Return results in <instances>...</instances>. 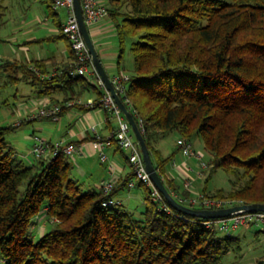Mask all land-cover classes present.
<instances>
[{"label": "trees", "instance_id": "16d2710c", "mask_svg": "<svg viewBox=\"0 0 264 264\" xmlns=\"http://www.w3.org/2000/svg\"><path fill=\"white\" fill-rule=\"evenodd\" d=\"M6 9L0 0V22ZM109 16L119 64L127 44L134 59L121 97L143 120L153 162L173 195L185 203L195 191L170 175L174 153L165 156L157 145L176 131L203 140L207 181L220 168L229 176V189L205 187V196L264 203V0H110ZM57 23L55 38L69 41V61L51 72L46 59L1 58L0 82L7 76L6 83L32 84L39 97L62 104L60 118L72 107L90 109L77 102L88 91L96 92L93 106H101L104 89L70 73L74 51L64 22ZM10 129L0 127V264H224L232 250H242V237L209 227L210 218L160 209L141 181V216L123 202L106 204L135 177L117 139L111 147L125 154L131 171L106 192L103 182L89 185L73 175L75 162L64 151L47 159L20 156L6 137ZM47 222L52 228L35 239V229ZM251 264H264V255Z\"/></svg>", "mask_w": 264, "mask_h": 264}, {"label": "rangeland", "instance_id": "374dc122", "mask_svg": "<svg viewBox=\"0 0 264 264\" xmlns=\"http://www.w3.org/2000/svg\"><path fill=\"white\" fill-rule=\"evenodd\" d=\"M49 3L50 0H5L7 6L6 15L3 21L0 22V58L15 59L21 56L26 59L27 52L25 54V51L20 47L21 45L29 47L28 55L30 58H37L39 54L42 56H46L47 54L61 55V50L67 46V40L65 37L55 38L58 31H53L52 29L58 28L57 20L62 22L67 20L68 12L65 7H59L57 9L59 16L56 17L53 15ZM113 41L114 44L120 45L118 37L114 38ZM121 64L122 67L125 66L126 70H131L133 68L134 59L130 44L126 45ZM7 78V76H5V78L3 77L0 82L2 85L0 88V127L13 126V129H10L6 133V137L11 145L18 151L20 156L27 158V155H30L32 147L36 142L35 135L48 140L50 138L54 140L61 138L68 139L70 138L68 133L70 122L73 126L76 125L79 127L77 123L78 120L74 117L75 112H71L72 115L70 112L64 113L61 115L60 121L53 118L31 119V117L38 112L36 111L38 107L37 100H39L40 97L37 88L26 81L6 83ZM91 93L92 92L85 94L83 98L87 100V96ZM19 121H24V123L18 127H14ZM178 137V132L173 131L166 136L160 137L157 145L162 149L165 156H170L174 153L175 159L173 158L170 162L169 169H172V162H174V160L175 162L187 160L190 165L195 167V170L193 169L191 173L195 177L192 187L195 191L199 190V192L193 194V196L202 193L200 190L205 187L209 191H215L218 188L229 189L231 185L230 179L225 170L221 168L218 169L213 174L212 178L207 181L206 177L208 173L205 169L203 171L199 168L197 164L198 160L195 157H186L178 150ZM193 144L197 151L203 153V158L207 162L209 160V154L205 149L203 140L200 137H196L193 139ZM126 152L128 153L129 151L126 150ZM76 163L73 168V175H76L84 181L99 180L97 176H94L95 178L87 176L86 179L79 176L78 170L81 171L79 167L81 161ZM133 178H135L137 182L140 181L137 176ZM136 189H138V192L140 195L142 194L144 198L146 194L145 187L138 186ZM123 193L127 195L128 189L124 188ZM115 198L121 200L123 195L118 196L117 194ZM122 202L127 205L130 210L135 212L137 216L142 215L144 209L143 199L140 200L139 197L134 195L133 197L126 196L123 198ZM52 226L53 223L51 222L45 224L48 230L51 229ZM34 233L35 239H39L41 232L35 229ZM223 233L240 235L243 241L242 250H232L223 260L224 264H251L264 255V230L262 228L241 226L230 232L223 231Z\"/></svg>", "mask_w": 264, "mask_h": 264}, {"label": "built area", "instance_id": "2783aa9c", "mask_svg": "<svg viewBox=\"0 0 264 264\" xmlns=\"http://www.w3.org/2000/svg\"><path fill=\"white\" fill-rule=\"evenodd\" d=\"M84 17L89 28L94 24L105 19L109 15V5L107 0H81ZM54 9L59 7H65L68 15L67 20L63 24V31L69 38L72 49L74 51V58L70 62V73L73 76L87 75L95 83L104 89V94L101 98L102 107L106 110L108 117L107 120L114 119L117 123L112 133L103 137L96 126H93L95 132V138L92 140V144L103 162L108 163V168L111 176L103 181V188L106 192H111L117 183V163L110 159V156L106 152V148L111 147L114 144V140L117 139L118 143L127 153L135 176L143 182L146 186L152 188V197L155 201L159 202L160 209L166 211H172V206L164 201L162 192L155 186L151 173L148 171L141 145L133 131L132 125L129 119L126 117L119 104L117 103L112 92L106 87L104 80L102 79L97 67L95 66L93 55L88 47V44L83 35L80 21L75 8V0H54ZM113 84L117 92L126 94L127 83L131 79V74L127 71H120L116 73L112 78ZM78 103H84L88 106H93V102L86 103L84 100L79 99ZM75 101L68 102L69 105L77 103ZM127 105L131 109L132 104ZM38 112H36L32 118H53L58 119L60 113L63 111L61 103L52 102L50 98H45L42 102L38 103ZM20 122V121H19ZM141 130L143 126V120L139 121ZM143 131V130H142ZM177 145L180 151L186 157H195L198 159V165L200 169H204L208 166L207 162L203 158V153L196 150L192 141L182 137H178ZM84 149L83 143H75L68 141L67 139H60L57 141H49L48 139L36 137V142L32 147L30 155L35 157L50 158L55 157L58 153L64 151L66 154L76 159L80 152ZM188 168V167H187ZM201 170V173H202ZM187 172V171H186ZM180 179L183 180L184 185L188 188L192 187L193 178L187 172H181ZM136 182L131 181L130 186H135ZM180 201V200H179ZM186 205H190L201 209H218L224 207H232L236 205L244 204L241 201L235 199H222L205 196L203 193L197 196H190L185 198ZM106 204L122 203L121 200L110 198ZM55 220V219H54ZM206 224L213 229L220 231L234 230L241 226H255L264 230V211L262 210H247L245 208L238 209L232 212L230 215L221 218H210L206 221Z\"/></svg>", "mask_w": 264, "mask_h": 264}, {"label": "crops", "instance_id": "0c3cea01", "mask_svg": "<svg viewBox=\"0 0 264 264\" xmlns=\"http://www.w3.org/2000/svg\"><path fill=\"white\" fill-rule=\"evenodd\" d=\"M107 4L110 6L109 0H107ZM52 30L57 31V29H52ZM90 31L94 43L97 47L98 53L100 55V58L102 60V63L107 69L110 77L112 78L116 73L120 71H127L128 73H130V70H126L125 66L122 67V65L119 64V55H120L119 46L117 44H114L113 41L114 38L118 37V32L113 18L111 16L106 17L100 22L94 24L90 28ZM68 46H69V41L67 40V46L63 50H61V55L59 56L48 55V54L46 56H42L41 54H39V57L37 58H30V56L28 55L29 47L26 45H21L20 47L22 48L23 51H25V54L27 52L26 55L27 58L24 59L21 56H18L15 59H19L23 61L26 60L30 61V59L31 60L46 59L48 69L51 72H56V70H58V67L62 66L70 59ZM90 92L92 93L87 96V100L82 98V100H85L86 103L94 102V100L96 99V92L88 91L87 93ZM45 98H50V97H42V98L40 97V99L37 100V104L42 102ZM60 98H63L62 95H60ZM68 112H70V114L71 112H75L74 117L76 118V120H78L77 123L79 124V127H77L76 125L73 126L70 122V126H69L70 129L68 132L70 138L68 139L61 138V139H67L68 141H74V142L76 141L77 143L84 144L83 151L79 153V156H77L76 160L73 159L75 163L81 161V163H79V167L81 171L78 170L79 172L78 174L79 176L84 177L85 179L87 176H90L92 178H95L94 176H97L99 180L97 181L86 180V183L89 185L101 184L103 181L107 180L111 176V173L109 171L107 163L101 160L98 151H96V149L92 144L93 136L95 135V132L93 131V126H96L100 134L104 136H109L112 133L113 129H115L114 125L116 126L117 123L113 122L112 124H109L107 120L108 114L106 110L102 107V105L97 107L91 106L90 109H80L79 107H72L66 110L64 113H68ZM56 120L60 121L61 117ZM50 139L53 141L60 140V139L54 140L53 138ZM106 152L110 156V159L114 160L117 163L118 167H117L116 175L118 179L124 177L131 171L130 169L131 167L127 165V162L125 160L126 156L124 153H122L120 150H116L114 147L106 148ZM31 156L32 155H27V157L29 158ZM193 169L195 170V167L190 165V163L187 160H182L181 162H175L174 160V162H172V169H170L169 173L172 177H175L179 179L181 182H183V180L180 179L181 172H185V173L188 172L193 178V181H195V177L191 174ZM134 181L136 182V184L135 186L127 188L128 189L127 195H125L126 193H123L124 191L123 188L118 193V196L123 195L124 198L126 196L133 197L134 195L139 197L140 200H142L143 199L142 194L140 195L138 189H136L138 188V185L135 178ZM197 192H199V190L194 191L193 194H196ZM123 198L121 199V201L123 200ZM38 229L41 233H43L45 230V226L41 223Z\"/></svg>", "mask_w": 264, "mask_h": 264}, {"label": "water", "instance_id": "95a60500", "mask_svg": "<svg viewBox=\"0 0 264 264\" xmlns=\"http://www.w3.org/2000/svg\"><path fill=\"white\" fill-rule=\"evenodd\" d=\"M75 8L76 12L80 21L81 29L83 32V35L85 37V40L88 44V47L93 55L95 66L97 67L102 79L105 82L106 87L112 92L114 95L117 103L119 104L120 108L126 115V117L129 119L133 131L141 145L144 159L148 168V171L151 173V177L153 179V182L155 186L162 192V194L166 197V199L169 201L172 207L175 209L189 214L193 216L203 217V218H221L230 215L232 212L245 208L247 210H262L264 211V203H244L242 205H236L232 207H224V208H218V209H201L196 208L190 205H186L179 201L173 193L169 190L168 186L166 185L162 175L159 173L158 169L156 168L151 151L149 148V145L146 141V138L144 136L143 131L141 130L140 124L138 123L137 119L135 118L133 112L129 109V107L126 105L124 100L122 99L121 95L117 92L113 81L105 68V66L102 63V60L100 58V55L98 53V50L95 46L94 40L92 38V34L90 31L89 26L86 23L85 17H84V11L82 7L81 0H75Z\"/></svg>", "mask_w": 264, "mask_h": 264}, {"label": "bare ground", "instance_id": "6f19581e", "mask_svg": "<svg viewBox=\"0 0 264 264\" xmlns=\"http://www.w3.org/2000/svg\"><path fill=\"white\" fill-rule=\"evenodd\" d=\"M1 59V58H0ZM43 219V218H42ZM40 220V219H39Z\"/></svg>", "mask_w": 264, "mask_h": 264}]
</instances>
